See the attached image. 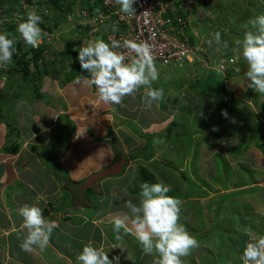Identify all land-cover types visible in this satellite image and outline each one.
I'll use <instances>...</instances> for the list:
<instances>
[{
    "label": "rangeland",
    "instance_id": "obj_1",
    "mask_svg": "<svg viewBox=\"0 0 264 264\" xmlns=\"http://www.w3.org/2000/svg\"><path fill=\"white\" fill-rule=\"evenodd\" d=\"M60 1L71 10L70 15L62 8L53 14L46 9L41 15L54 31V45L45 55L52 62L39 63L40 72L31 64L28 78L23 72L7 77L13 57L11 62L0 64V247L7 246L3 252L6 264H21L19 259L25 256L12 247L19 237L22 240V233H4L8 230L7 217L20 226L22 218L16 210L24 205L42 210L47 207L46 211L53 214L58 212L57 207L68 209L69 220L75 225L81 215L93 218L108 214V218L97 220L103 223L101 228L77 229L76 235L83 238L92 233V239L100 242L104 231L100 246L109 258L113 254L120 256L121 264H154V256L143 252L133 235H124L125 252L111 248L116 243L112 219L128 217L126 223L132 227V214L125 201L138 203L139 185L144 181L165 183L171 189L168 195L182 202L180 223L199 241V247L182 258L185 264H241L239 255L245 243L251 236L264 235V94L255 93L243 80L246 65L234 40L242 37L250 17L264 14V0H185L192 6L188 12L195 15L193 30L199 33V45L209 49L207 43L212 40L220 60L230 58L231 49H235L233 58L239 66L232 75L228 73L225 82L239 108L246 109L245 114L206 100L190 82L177 86V82L157 80L152 87L162 88L164 95L151 108L141 98L144 91L125 97L115 106L100 102L96 90L78 102L79 95L74 94L77 87L71 82L87 73L74 68L73 56L67 59L57 52L70 46L74 54L85 39L106 41V37L103 29L96 34L77 32L76 25L82 21L78 1L72 7L66 0ZM31 3L0 0V32L6 33L8 23L22 22L28 10H44L40 5L46 0ZM47 14L49 18L45 19ZM216 32L221 34L220 44L213 40ZM10 34L18 35L16 28ZM225 41L228 47L223 46ZM46 68H51L52 80L43 86L40 73ZM57 79L70 84L57 92L52 84ZM37 88L47 95L46 100L35 95ZM52 97L57 102L51 101ZM221 101L229 105L230 99L222 97ZM51 103L56 104L52 114L47 106ZM100 137L114 139L115 147L110 142L105 143L107 146L97 143ZM14 146H18V152L11 155ZM133 155L138 158L133 159ZM147 155L151 159L147 160ZM120 159L127 161V167L119 176L98 181L96 187L88 188L92 192L84 189L89 177ZM6 194L12 198L4 200ZM47 203L53 207L48 208ZM58 214L67 215L62 211ZM74 248H79V253L82 246ZM30 254L35 261L40 259L39 250ZM2 258L0 264H4Z\"/></svg>",
    "mask_w": 264,
    "mask_h": 264
},
{
    "label": "clouds",
    "instance_id": "obj_2",
    "mask_svg": "<svg viewBox=\"0 0 264 264\" xmlns=\"http://www.w3.org/2000/svg\"><path fill=\"white\" fill-rule=\"evenodd\" d=\"M135 2L136 0H115L119 11L128 15L135 14ZM36 12L28 10L21 18L22 22H16L18 36L0 32V64L11 62L17 41H23L31 48L45 44L44 37L47 33L40 27L43 12L39 15ZM245 27L242 37L234 40L239 58L246 65L243 80L247 81V87L255 93L264 94V14L250 17ZM213 40L220 44L221 34L214 33ZM208 43L211 44L212 40ZM223 46L228 47L226 41ZM121 48L135 54L130 62H126L127 53L117 51ZM188 59L191 61L192 57L189 56ZM76 60L87 75L77 76L73 83L94 86L98 100L106 105H120L125 97L134 96L141 88H144L141 98L148 108L164 95L162 88L151 87L159 79V73L152 46L145 41L137 43L124 40L121 44L112 37L108 41L103 38L85 39L79 46ZM232 69L231 65L228 69L231 71L230 75L234 72ZM222 115L227 117V112ZM170 191V187L163 182H142L136 197L138 203L125 201V207L132 214V227L126 223L128 217H116L112 220V231L117 243L112 244L111 248L125 252L124 235H133L142 251L154 256V264H185L182 258L188 257L193 249L198 248L199 241L180 223L182 202L168 195ZM16 211L22 218V223L19 229L13 227L10 231L22 233L21 250L43 251L49 244L52 231L59 227L57 221L45 219L42 209L36 205H24ZM94 223L99 224L101 221ZM239 260L241 264H264V235L251 236L245 243ZM76 264H120V256L114 255L110 259L103 246L96 247L89 241L76 255Z\"/></svg>",
    "mask_w": 264,
    "mask_h": 264
},
{
    "label": "built area",
    "instance_id": "obj_3",
    "mask_svg": "<svg viewBox=\"0 0 264 264\" xmlns=\"http://www.w3.org/2000/svg\"><path fill=\"white\" fill-rule=\"evenodd\" d=\"M93 1L98 5L93 12L81 11L82 21L79 25L90 26L94 34L98 29H103L106 41L112 37L121 44L124 40L149 43L159 82L186 84L197 81L200 75L210 70L225 73L236 62V57H230L227 63H218L220 59L217 51H214L216 44L212 46V43H207L209 49L198 44L199 33L193 30L195 15L188 12L192 6L185 4V0H136L133 4L135 14L132 15L120 12L115 0ZM45 37L50 41L53 35L47 34ZM117 51L127 53L126 62L135 56L124 48ZM189 56L192 57L191 61Z\"/></svg>",
    "mask_w": 264,
    "mask_h": 264
},
{
    "label": "trees",
    "instance_id": "obj_4",
    "mask_svg": "<svg viewBox=\"0 0 264 264\" xmlns=\"http://www.w3.org/2000/svg\"><path fill=\"white\" fill-rule=\"evenodd\" d=\"M27 4L31 5V0H25ZM76 0H66L67 3H69V6L72 7L74 5V2ZM78 1V4H77V7H80L79 10H88L89 12H93L94 11V7L98 5L97 2H94L93 0H77ZM40 6H43L45 7L44 10H42L40 8V10H36L37 14L39 15L40 13L44 12L46 9H49L50 13L53 14L54 11L58 10L59 8H62V12L66 15H70L71 14V10L67 7L65 8L64 7V4L63 2H61L60 0H46V3H44V5H40ZM26 12L24 13V16H25ZM6 16H8L6 14ZM49 16H46L45 19H48ZM46 22V20H45ZM44 20H43V23L40 25V27L43 29L44 32H46L47 34H52L54 31L52 28L49 27V25L47 23H45ZM15 24V25H14ZM17 23H8L7 24V31L6 33L10 34L11 31L15 30V28L17 27L16 26ZM13 26V27H12ZM76 28L77 29V32H81L83 30H85L86 32L88 33H91L92 29L90 28V26H82V25H76ZM13 36V35H12ZM14 36H18L17 34H15ZM44 42L46 44L45 45H42V46H39L37 48H31L29 46H26L23 41H17L15 47H16V51L15 53L13 54V66L11 67V69L9 71L6 72V75L8 78H11L12 75H15L17 74L18 72H23V76L25 78H28L30 77L29 75L31 74L32 72V69L30 68V65L32 64L33 67H34V70H37L39 68V63H42L43 60H45V55H46V51H47V48L48 47H51L52 45H54V42L52 41V39H50V41H48V37H44ZM82 45V44H81ZM234 50L235 49H231V53H230V57H233L234 56ZM79 51V50H78ZM73 52L70 50V46L66 47L64 51H59L57 52L58 55H60V57H70V56H73L74 59H75V63L73 64L74 68L79 72H84L83 70H81L80 68V65L78 63V61L76 60V57H77V52ZM67 57V59H68ZM224 61V63H227V61L229 60V57H225L224 59H221ZM221 60H218V63H221L222 61ZM239 66V63H237V61L232 65L233 69H232V72L237 70V67L236 66ZM43 72H47V70L45 69ZM230 70H228V72L226 71L225 73H222L218 70H210L208 72H206V74H203V75H200L199 76V79L197 81H192L189 83V85H193L195 88H197L196 90L199 91V94H201V96H203L206 100L208 101H213L214 103H218V105L222 108H227L228 111H232V112H238L239 111V106L236 104V98L234 97V94L233 93H230L227 88H226V79L230 76ZM229 73V74H228ZM1 76V74H0ZM77 77V76H76ZM75 77V78H76ZM206 85H203L202 83H204ZM177 86L179 85H182L180 83H176ZM154 84L151 85V87L153 86ZM185 85H188V83H186ZM199 85H202L200 86L199 88ZM139 91H144L142 89H140ZM215 94V95H213ZM229 98L230 99V102H229V105L227 104V102H222L221 101V98ZM248 107V105H246ZM250 108V107H249ZM238 110V111H237ZM252 110V109H251ZM240 112L242 114H245L247 111L246 109H240ZM0 123H3L2 121H0ZM8 128L11 130L12 126L8 123ZM96 141H99V142H110L111 143V146L115 147L116 145V141H114V139L112 140H107V137L105 138H102V139H96ZM18 152V146H14L11 151H10V154L11 155H16ZM119 152H117L115 150V155L116 156H119ZM133 159H136L138 158L137 155H133L131 156ZM147 160L151 159L150 158V155H147L146 156ZM127 166V164H126ZM144 176V180H148L146 174H143ZM76 183V182H74ZM226 186V185H224ZM227 187V186H226ZM87 191L89 192H92L90 189H87ZM225 191H228V188L225 189ZM203 192V191H202ZM203 194H206V192H203ZM226 198H224L225 200ZM50 207H53V204L51 203H48ZM94 209H98L97 207H95ZM68 210V209H67ZM67 210L64 211L63 210H60L59 207H57V211L60 212L62 211L63 213L67 214ZM57 212V213H58ZM44 215L46 216H49L50 215V212L49 211H44ZM78 220H79V217H76ZM66 219H70V218H65ZM82 219V218H81ZM206 235H202V237H204ZM242 238V237H241ZM241 238L239 237V240H241ZM238 240V241H239ZM230 243H233L232 240H230ZM46 249H48V253L51 252V249L49 247H46Z\"/></svg>",
    "mask_w": 264,
    "mask_h": 264
},
{
    "label": "crops",
    "instance_id": "obj_5",
    "mask_svg": "<svg viewBox=\"0 0 264 264\" xmlns=\"http://www.w3.org/2000/svg\"><path fill=\"white\" fill-rule=\"evenodd\" d=\"M54 41H55V36H54ZM46 62H48L50 64L52 61H49L48 59H45L44 60V64ZM49 69H51V68H46L47 72H43L44 69L41 70V73H40L41 74V79L44 82V84L41 83V85L43 84V86H45V84H48L49 80H52V74L50 73ZM35 71H39L40 72L39 68L37 70H35ZM82 76H86V74H82ZM33 77H37V75H35ZM72 78H73V76H72ZM67 83H69V82L62 81V79L61 80L57 79V83L54 82V81L52 82L53 86L56 87L55 90H57V92H61L60 89L62 87H64L65 85L68 86L70 84L69 83L67 85ZM71 83H73V82H71ZM75 85H76L77 89L75 90L74 94L79 95L78 100H77L78 102H82L84 100V98H86L87 96L90 95V93H93L95 91V87L94 86L84 85L83 83L82 84H75ZM35 88L36 87H33V89H35ZM34 92H35V95H37V93H38V96L39 95L42 96V98H41L42 100H46L45 98H46L47 95H44V93L41 92L40 88H37L36 90H34ZM45 92H46V90H45ZM41 99H39V100L42 101ZM56 99H54L52 97L51 101L55 100V102H57ZM55 105L56 104H52V103H51V105L47 104V106H50V109L52 110V111L50 110V113L54 112L56 110V106ZM59 114H61V113L59 112ZM36 136H38V135H36ZM36 136H34V137H36ZM102 138L100 137V138H96V139H102ZM97 143H100L102 145H106L107 146V144H105L107 142H99V141H97ZM11 183H8L7 185H11ZM7 185H5V186L7 187ZM8 197L12 198L9 194H6V197L3 198V199L4 200L9 199ZM0 202H2L1 199H0ZM47 206H48V208H50L48 203H47ZM46 209H47V207H44L43 210H42L43 217L45 219H47V220L57 221V223L59 225V227L55 228L52 231L51 236H50V240H49V244L47 246V247H49L51 249V252L48 253V251H47L48 249H46V248L43 251H40L38 249L41 252V256H40V259L39 258H37V259L35 258L37 260V261H35L34 259H32V257H30V255H31L30 252H25V251H22L20 249V244L22 243V240L19 237L17 239V241H14V243H13L16 246H12V247H13L14 251H16V253L18 252L19 254L20 253H24L25 254V256H23V257L20 254L21 258L19 260L21 261L20 262L21 264L22 263L23 264H30L31 263L30 259L33 261V264H69V263L76 264V255L78 254L79 248L76 249V248H74V246L80 245V246L83 247L84 244H86L89 241H91V242H93L94 246L99 247L100 243H102V241H103L104 235L106 236V233L104 231H102V229H100V231H102V237H101L102 240L100 242H97V241L92 239V233H91V235L90 234H86L82 238V237L76 235V231L75 230H77V229H97V228L99 229V228H101V225H103V223L95 224L94 221H97V220H100L102 218H105V216H107L108 214L105 215V216H98V217L94 216L93 218H89L87 216L81 215L83 221L81 222V221L78 220V223L75 225L74 222H72V220H71V222L68 219L65 220L66 217L69 218L68 214L65 217L64 215H61V214L59 215L58 213L53 214L52 212H50V215L46 216V215H44V211ZM2 214H4V212ZM61 216H62V219H61ZM81 216L79 217V219H81ZM107 218H108V216H107ZM6 220H9L8 224L5 225V227H7L8 230H6L4 233H11V234L12 233L13 234L18 233L19 231L12 232L10 230L13 227L19 229V226H18L19 223L18 222H16L15 224L12 223L11 222V218H8V217H7ZM13 222H15V221H13ZM1 228H2V226H1ZM3 246H4V248L0 247V257H3L2 258L3 262H4V264H6L5 254H3V252H6L5 249H6L7 246H6V244L3 245ZM80 249H82V248H80ZM38 250H36V251H38ZM36 251H34L35 254H36ZM112 256H114V255L111 254V257ZM111 257H110V259H111ZM17 264H19V262ZM120 264H121V260H120Z\"/></svg>",
    "mask_w": 264,
    "mask_h": 264
},
{
    "label": "water",
    "instance_id": "obj_6",
    "mask_svg": "<svg viewBox=\"0 0 264 264\" xmlns=\"http://www.w3.org/2000/svg\"><path fill=\"white\" fill-rule=\"evenodd\" d=\"M126 163L127 161L125 159L119 160L111 166H108L105 169L101 170L100 172L93 174L91 177H89V179H87L84 189L96 187L98 181H101L107 177L119 176L123 172Z\"/></svg>",
    "mask_w": 264,
    "mask_h": 264
},
{
    "label": "flooded vegetation",
    "instance_id": "obj_7",
    "mask_svg": "<svg viewBox=\"0 0 264 264\" xmlns=\"http://www.w3.org/2000/svg\"><path fill=\"white\" fill-rule=\"evenodd\" d=\"M121 160V159H120ZM124 167H127V166H124Z\"/></svg>",
    "mask_w": 264,
    "mask_h": 264
}]
</instances>
